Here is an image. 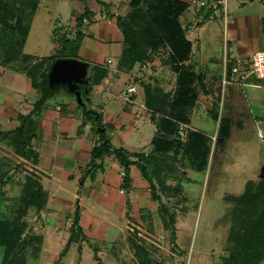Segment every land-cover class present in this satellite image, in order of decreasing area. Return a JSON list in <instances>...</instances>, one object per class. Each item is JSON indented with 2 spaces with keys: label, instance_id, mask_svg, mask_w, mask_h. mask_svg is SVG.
<instances>
[{
  "label": "rangeland",
  "instance_id": "obj_1",
  "mask_svg": "<svg viewBox=\"0 0 264 264\" xmlns=\"http://www.w3.org/2000/svg\"><path fill=\"white\" fill-rule=\"evenodd\" d=\"M90 1L97 4V13L91 14L96 15L98 23H107L112 28L115 27L112 19L116 22V18H121L122 25L131 31L130 38L135 45L152 47L148 58L137 62L138 65L150 63L149 70L152 71L161 65H170L169 54L173 48L167 40V31L145 22L148 29L153 28L149 34L145 33L134 20L136 10L121 17V5H113L115 10L119 7L116 14L112 4ZM250 1L228 0L229 21L234 19L236 26L228 24L225 34L223 19L214 17L204 23L207 27L201 39L195 34L189 38L194 45L198 42L203 50L207 48L205 38H209L212 52L225 57L223 82L221 78V82L218 79L210 84L205 80L203 87L196 74H186L189 68L185 74H162L159 79L163 83H159L153 74L137 82L141 87L146 86L145 91L151 90L147 93L146 104L150 101L151 108H157L166 102L167 108L160 114L189 125L197 133L187 131L184 140H180L178 128L175 127L172 134L166 133L169 130L160 126L163 117L149 111L161 127V135L159 133L155 138H162L161 144L150 153L152 159L148 171L159 199H151L149 209L131 218L120 255H116L120 263L107 252L97 260L95 251L90 249L91 253H84L82 264H228L226 259L232 260L231 264H264V249L256 250L258 254L252 260L245 257L249 250H255L256 243L264 236V222L258 217L264 213V139L258 137L259 132L264 137V78L260 80L251 76L244 84H236L231 73L233 65L250 59L253 54L249 51L245 55L233 56L238 52L235 48L237 41L244 38L248 45L245 38L250 39L257 15L261 17L264 12V0H256L253 5L249 4ZM156 2L151 0L148 3ZM76 3L73 0H0V40L15 42L19 38L23 45L26 35L22 27L29 28L33 18L30 7L35 5L36 9L38 5L23 52L45 60L53 57L51 68L46 70L48 80L59 60L54 56L63 54V39L72 40L77 30L82 33L80 44L85 33L97 37L96 21L83 20L79 27H75L83 12L78 13ZM88 3L86 1L89 7ZM148 3H145L146 8ZM188 14L187 20L191 18L190 12ZM146 16V20L151 18L148 13ZM187 20H183L184 25ZM245 22L250 25L247 34L237 31L241 25L245 28ZM116 27L121 30L119 22ZM181 31V38L186 40L185 28V35L182 28ZM249 47L253 49L251 45L247 49ZM78 60L82 65L80 82L76 83L77 92L80 85L89 83L86 74H95L91 65L82 58ZM174 68L180 70L178 65ZM239 70L246 71L243 67ZM61 84L64 82L55 87ZM71 96L74 101L78 100L76 93ZM55 98L60 103L66 100L62 93ZM90 98L86 95L80 102L90 101ZM8 131L0 133V264H43L40 262L43 251L40 250L39 237L43 231L42 206L37 205L34 164L30 157L22 159L18 155L13 136H8ZM166 145L169 151L163 149ZM46 241L47 251L57 254L55 243ZM238 258L239 261H235Z\"/></svg>",
  "mask_w": 264,
  "mask_h": 264
},
{
  "label": "crops",
  "instance_id": "obj_2",
  "mask_svg": "<svg viewBox=\"0 0 264 264\" xmlns=\"http://www.w3.org/2000/svg\"><path fill=\"white\" fill-rule=\"evenodd\" d=\"M76 1L74 6L77 7L78 13L86 6V1H89V7L87 6L89 10L97 13L95 12L97 4L93 5L94 3L90 0H73L74 3ZM100 1L108 6L112 4V8L113 5H121L120 8L117 7L121 9V17L137 7L145 6L143 2L135 5L132 0ZM177 1L185 6L179 15L180 28L184 33L183 20H187L189 15L188 0ZM255 1L251 0L249 4L253 5ZM37 8L33 11L32 21ZM117 9H114L113 13L118 14ZM142 10L145 12L146 7ZM263 14L264 12L261 17L257 15L256 26L253 27L250 39L245 38L248 40L247 44L253 49L250 47L247 49L248 45L243 38L242 41H237L235 48L238 52L233 56L245 55L249 51L264 52ZM112 20L115 27L110 28L107 23H98L96 15L93 14L91 21L97 22L95 24L97 37L88 36V33H85L77 49L75 59L82 58L95 70L93 71L95 74H86V77H89V83L79 86L77 101H74L71 96L75 93L71 92L65 83L50 87V91L46 94V74L52 66L53 57L34 70V67L43 59L23 52L32 21L29 23L20 57L6 59L0 55V133L15 128L19 123V115H31L36 120L31 150L37 156L33 169L35 179L42 191L40 215L43 231L39 237L40 250L43 251L40 262L43 264L46 261L52 262L51 264H57V262L58 264H82L84 253H91L90 249L95 251L97 260L101 258L100 255L103 252H107L109 255H114V259L119 262L117 256L120 255L119 250L124 245L122 240L126 229L129 228L131 218L137 217L138 213L152 206L149 183L140 170L136 165L130 164L127 184L124 186V167L113 153L115 149H122L127 159L134 162L137 161V157L132 154L151 155V151L156 150L158 144H161L162 138L159 140L155 138L159 133L161 135L159 130L163 124L158 126L157 120L154 119V115L149 114V111L155 112V116H158L157 114L162 113L161 110L167 108V104L161 103L157 108L153 105L152 108L148 106L147 93L151 90L145 91L146 86L141 87L137 82L146 80L149 74L156 75L157 79L162 77V74H185L187 68L189 69L186 74H196L198 80L200 79L203 83V87H205V80L210 84L218 79L220 81V78L223 82L225 77V57L212 52L213 47L210 46L209 38H205V46H207L205 50L199 48L198 42L194 45L189 39L194 34L197 39H201L207 27L206 24L201 25L194 34L186 36L184 33L186 41L190 43L185 59L171 62L172 53H170V65H167L168 67L161 65L157 70L152 71L149 70L150 63H146L148 68L144 64L138 65L137 62L126 67L125 61L121 66L125 43L121 32L116 27L115 20ZM246 22L245 28L241 25V29L238 27L237 31L247 34L250 25ZM230 24L236 26L234 19ZM223 42L225 46L226 36ZM177 65L179 71L174 68ZM3 69L7 70L6 73L1 72ZM100 69L105 70L106 73H98ZM159 80V83H163L161 78ZM129 84L137 87V95L133 102L126 103L121 100L120 93ZM203 92L205 93V88ZM59 93L66 98L62 103L56 102L55 96ZM45 94V99L40 102L39 100ZM86 95H90V101L80 102L81 97ZM203 97L204 100L205 96ZM197 102L200 103L201 99L198 98ZM190 110L192 112L193 108ZM160 116L174 123L176 128L180 125L185 126V136L187 131L197 133L190 129L189 125L162 114ZM101 139L107 140L108 149L102 154L101 159L96 160L95 167L91 168L89 166L91 150L101 143ZM163 149L168 150L167 145ZM120 190H123V193H120ZM46 239L55 243L57 254H50L47 251Z\"/></svg>",
  "mask_w": 264,
  "mask_h": 264
},
{
  "label": "trees",
  "instance_id": "obj_3",
  "mask_svg": "<svg viewBox=\"0 0 264 264\" xmlns=\"http://www.w3.org/2000/svg\"><path fill=\"white\" fill-rule=\"evenodd\" d=\"M98 3H101L100 0H97ZM139 3V2H143L144 5L145 3L151 2V0H134L133 3ZM2 3V2H1ZM137 5V4H136ZM148 8H146V11L143 12V8L145 6H141L140 8L137 7L136 10V16L135 15V19L138 22V25L141 27V31H144L145 33H150L152 31L153 28L148 29L144 24L145 22H147L148 24L151 23V27H155V25H158V28H162L163 31H167L168 37L167 40L168 42L172 45L173 51L170 57V61H181L183 59L186 58V55L188 54V50H189V45L190 43L187 42L186 40H184L183 38H181V28H180V21H179V15L182 13V11L184 10L185 6L181 3H179L177 0H157L156 3L152 4V3H148ZM35 5H32L30 7V11L31 13H33V11L35 10ZM2 8V6H0V9ZM29 11V12H30ZM150 14L151 18L146 20V15ZM32 16V15H31ZM91 11L89 10V8L87 6H84L83 8V12L80 14V17L77 19L79 21H77V23H75V27H79V25L81 24V21L83 20H89L91 19ZM122 19L121 18H116V23L121 27V34L124 38V43H125V49L123 51V55L121 57V60L125 61V65L126 67H129L131 65H133L136 62H141L143 59L148 58L149 56V52L152 50V47H148V49L145 48H139L137 45H135L134 41L131 40L130 35H131V31H129L125 24L122 25ZM183 30V29H182ZM22 32L26 35V33L28 32V26L22 27ZM81 31L77 30L75 37L71 39L65 38L63 39V42L61 44L62 47V51L61 53L63 54H58V56H54V57H58V58H76L77 55V49L80 45V40H81ZM19 39V38H18ZM16 40L15 42L13 40L10 41H1L0 40V55H3L6 59L11 58V59H17L20 57L21 55V50H22V45L19 42H23V40ZM70 44L71 46L67 45ZM152 46V44L150 45ZM186 47V48H185ZM4 48V49H3ZM180 48V50H179ZM52 58V57H51ZM50 59V58H48ZM48 59H43L40 61L39 65H37L36 67H34V70H37V68H39L40 66H42L45 61H47ZM9 60V59H8ZM124 61H121L124 62ZM3 62H5L3 60ZM105 71V70H104ZM98 73L101 74H105V72H103V70L101 71V69L99 70ZM50 91V86L48 85V82H46V94ZM46 94L42 97L41 100H39L40 102L42 100L45 99ZM150 100V99H148ZM39 103V102H37ZM148 106H150V101L147 104ZM18 120L19 123L18 125L9 130V135L13 136L15 145H16V149H17V153L18 155L22 158V159H28L29 157L32 159L33 164L36 163L37 161V156L36 154L31 150V140L35 135V131H36V120L34 118L31 117V115H19L18 116ZM163 125V129L165 131L169 130L166 133L172 134L171 132L174 131L175 129V124L172 123L169 120H165L163 119L161 122ZM107 140H102L101 139V143L98 146H94L91 150V160L89 162V166L91 168L95 167V162L98 159H101L102 154L108 149L107 146ZM114 156L116 157V159L121 163V165L124 167V172H125V177H124V181L123 184L124 186H126V181L128 178V166L130 164H134L137 166V168L140 170L142 176L147 180V182L149 183V187H150V191H151V198L153 200H158V195L155 192V185L151 180V176H149L148 171L150 170V163H151V159L152 156L148 155V156H144L143 154H132L134 157H137V161L134 162H130L127 159L126 154L124 153V151L122 149H115L113 150ZM35 183V189H36V195L38 197V207L40 208L42 206V191L40 188V185L37 183V181H33ZM33 183V184H34ZM258 192V191H256ZM259 217V221L260 222H264V213H261ZM257 222V221H256ZM76 226V222L74 223ZM79 230V229H78ZM257 247L255 248V250H249V255L246 254V258L249 260H252L258 253L255 252L256 250L260 251L262 249H264V236L261 238L259 243H256ZM97 259V258H96ZM240 258H238L235 261H239ZM226 262L228 264L232 263V260L230 259H226Z\"/></svg>",
  "mask_w": 264,
  "mask_h": 264
},
{
  "label": "built area",
  "instance_id": "obj_4",
  "mask_svg": "<svg viewBox=\"0 0 264 264\" xmlns=\"http://www.w3.org/2000/svg\"><path fill=\"white\" fill-rule=\"evenodd\" d=\"M187 4L191 16L189 20L185 21L184 25L187 34H194L201 25L214 17H221L223 19L224 31H226L228 24L232 22V20L229 21L228 0H188ZM240 67L245 68L246 71H240ZM231 73L237 80L235 82L236 84H244L250 76L263 79L264 52L256 51L247 61H238L232 66ZM236 76H238V78ZM224 83H228V81H224ZM136 95L137 87L133 84H129L121 91L120 98L123 102L130 103L133 102ZM185 128L186 127L183 125H180L178 128L177 133L180 140H184L185 138ZM258 137L264 139L260 132L258 133ZM120 193H123V190H120ZM79 215H81V213H79Z\"/></svg>",
  "mask_w": 264,
  "mask_h": 264
},
{
  "label": "water",
  "instance_id": "obj_5",
  "mask_svg": "<svg viewBox=\"0 0 264 264\" xmlns=\"http://www.w3.org/2000/svg\"><path fill=\"white\" fill-rule=\"evenodd\" d=\"M81 65V62L77 59H59L52 74L49 75L48 85L53 88L61 82H64L71 92L77 94L78 92L75 91V87L76 83L80 82Z\"/></svg>",
  "mask_w": 264,
  "mask_h": 264
}]
</instances>
